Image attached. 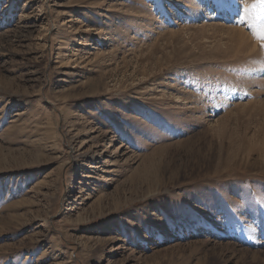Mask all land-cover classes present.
Returning <instances> with one entry per match:
<instances>
[{"label": "rangeland", "instance_id": "rangeland-1", "mask_svg": "<svg viewBox=\"0 0 264 264\" xmlns=\"http://www.w3.org/2000/svg\"><path fill=\"white\" fill-rule=\"evenodd\" d=\"M262 36L257 0H0V264H264Z\"/></svg>", "mask_w": 264, "mask_h": 264}, {"label": "snow or ice", "instance_id": "snow-or-ice-1", "mask_svg": "<svg viewBox=\"0 0 264 264\" xmlns=\"http://www.w3.org/2000/svg\"><path fill=\"white\" fill-rule=\"evenodd\" d=\"M226 2H227V0H218V4L220 6H222ZM257 4L260 6H264V0H257ZM262 38H264V36H262ZM261 47H264V45H262Z\"/></svg>", "mask_w": 264, "mask_h": 264}, {"label": "bare ground", "instance_id": "bare-ground-1", "mask_svg": "<svg viewBox=\"0 0 264 264\" xmlns=\"http://www.w3.org/2000/svg\"><path fill=\"white\" fill-rule=\"evenodd\" d=\"M142 167V166H141ZM144 167V166H143ZM150 168V167H149ZM147 169V168H146ZM146 169H145V171H146ZM152 169H153V167H152ZM148 170V169H147ZM144 171V170H143ZM148 172H149V170H148ZM147 172V173H148ZM146 174V173H145ZM152 174V173H151ZM148 174H146V176H147ZM154 175V174H153ZM145 176V175H144ZM131 178V177H130ZM144 180V179H143Z\"/></svg>", "mask_w": 264, "mask_h": 264}]
</instances>
